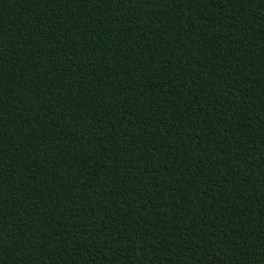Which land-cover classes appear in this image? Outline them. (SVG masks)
<instances>
[{"label":"trees","instance_id":"obj_1","mask_svg":"<svg viewBox=\"0 0 264 264\" xmlns=\"http://www.w3.org/2000/svg\"><path fill=\"white\" fill-rule=\"evenodd\" d=\"M0 264H264V0H0Z\"/></svg>","mask_w":264,"mask_h":264}]
</instances>
